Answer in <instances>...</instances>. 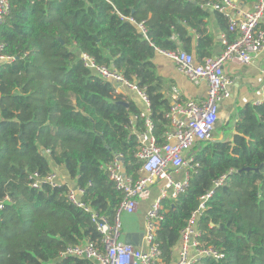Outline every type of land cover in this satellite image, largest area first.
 Returning <instances> with one entry per match:
<instances>
[{
  "label": "trees",
  "instance_id": "1",
  "mask_svg": "<svg viewBox=\"0 0 264 264\" xmlns=\"http://www.w3.org/2000/svg\"><path fill=\"white\" fill-rule=\"evenodd\" d=\"M207 1L9 0L0 25L3 53L13 58L0 64V197L6 194L11 202L0 210V264H95L61 253L69 244H100L91 213L114 223L123 194L106 166L120 154L127 175L138 176L136 135L144 119L80 54L145 91L147 116L162 144L170 100L152 58L156 51L178 48L196 63L210 57ZM216 14L231 41L226 18ZM126 16L142 23L145 35ZM234 131L231 140L197 145L198 165L187 188L162 199L156 234L166 263L201 197L212 190L197 219L198 241L223 257L199 264H264V102L238 108ZM52 164L64 167L84 190L79 198L89 211L68 200L67 183L29 185L31 173L44 177Z\"/></svg>",
  "mask_w": 264,
  "mask_h": 264
},
{
  "label": "built area",
  "instance_id": "2",
  "mask_svg": "<svg viewBox=\"0 0 264 264\" xmlns=\"http://www.w3.org/2000/svg\"><path fill=\"white\" fill-rule=\"evenodd\" d=\"M204 8L221 13L227 20L228 30L234 34V39L228 41L222 39V51L212 57L205 58L201 63H196L194 56L183 50L175 49L161 51L170 58L177 70L184 74L191 82L198 83L202 80L207 83V94L200 100H180V93L176 87H172L171 100L168 110L165 112L168 126L164 132V142L157 144L153 134V124L148 118L149 103L145 91L136 83L130 82L125 77L109 66L96 64L87 54L81 53L80 57L87 68L104 80L112 82L116 86L135 91L144 102L146 109L140 112L144 119V128L139 132L137 141L138 150L136 159L140 162L139 170L142 175L133 179L127 175L120 160V154H116L113 160L106 166L109 178L115 187L122 192V200L119 204L113 224H109L104 217L91 213L101 234L100 244L90 241L69 244L65 247L61 256H75L92 260L95 264H167L163 258L157 239L156 230L162 220L161 201L165 197L176 198L183 193L189 183L190 171L198 163L189 156V151L202 143L212 141V132L218 118L219 103L229 93L227 86L231 80L224 73V64L227 61L248 64L259 52L264 51V0H253L249 8L242 9L237 0H209L203 4ZM9 0H0V25L4 22L9 12ZM122 19L135 23L143 35L146 33L142 23H136L131 16ZM11 56L3 53V44L0 43V64L11 61ZM264 102V96L258 103ZM137 118L132 116L131 122ZM194 163V164H193ZM182 172L183 178L176 180L174 175ZM31 187H39L47 183L56 187L60 183L58 176L51 171L44 177L37 172L29 176ZM164 180L170 187V191L162 190L160 195L151 203L145 216L144 239L147 249L135 247L120 240V213H132L137 208L140 196L153 184ZM222 179L214 183L215 187L222 184ZM84 190L78 186L68 188L66 196L74 205L83 207L86 211L90 208L80 200ZM212 190L201 197L197 209L192 212L186 225L180 232V251L174 264H199L202 258L210 257L220 259L223 252L213 246L202 247L199 244V231L197 219L204 210V202L211 196ZM8 195L0 197V210L10 203ZM101 222V223H100ZM190 250L193 254H190Z\"/></svg>",
  "mask_w": 264,
  "mask_h": 264
},
{
  "label": "crops",
  "instance_id": "3",
  "mask_svg": "<svg viewBox=\"0 0 264 264\" xmlns=\"http://www.w3.org/2000/svg\"><path fill=\"white\" fill-rule=\"evenodd\" d=\"M242 9L249 8L253 4V0H237ZM208 10L206 19V27L213 37L211 55H218L223 49L222 39L226 38L222 29L218 15L211 9ZM194 44H197V35L194 36ZM152 61L155 71L162 79V87L166 92V96L171 100L172 87H176L180 93V100H200L205 98L207 94V83L202 80L198 83L191 82L184 74L179 72L174 62L166 57L161 51H156ZM224 73L231 80L227 86L228 97L219 103L218 118L214 126V133L218 134L215 141L231 140L234 135V124L237 117L238 108L246 104H256L261 101L264 96V51L256 54L248 64L227 61L224 66ZM117 92L124 94L128 100L132 101L141 111L146 109L141 97L133 90L118 86ZM214 141V140H212ZM193 147L188 155L194 158L195 149ZM52 170L58 176L59 183H67L70 188H75V181L72 180L64 167L51 165ZM139 170L137 177L141 176ZM136 177V178H137ZM176 180L183 178V173L179 172L174 175ZM162 190L170 191L169 185L164 180H159L148 188L139 198L137 208L132 213H120V240L125 243L132 244L135 247L147 249L144 239L145 216L151 203L160 195ZM180 251V241L173 247L171 260L167 264H174ZM193 251L190 250V254Z\"/></svg>",
  "mask_w": 264,
  "mask_h": 264
},
{
  "label": "water",
  "instance_id": "4",
  "mask_svg": "<svg viewBox=\"0 0 264 264\" xmlns=\"http://www.w3.org/2000/svg\"><path fill=\"white\" fill-rule=\"evenodd\" d=\"M119 103L122 104V105H124V106H128V102H126V101H120ZM120 160L123 161V158L120 157ZM243 169H245V170H249L250 168H243ZM255 170H256V169H255ZM100 223H101V222H100Z\"/></svg>",
  "mask_w": 264,
  "mask_h": 264
},
{
  "label": "rangeland",
  "instance_id": "5",
  "mask_svg": "<svg viewBox=\"0 0 264 264\" xmlns=\"http://www.w3.org/2000/svg\"><path fill=\"white\" fill-rule=\"evenodd\" d=\"M214 133V130H213V132H212V140H216V138L218 137V134H213Z\"/></svg>",
  "mask_w": 264,
  "mask_h": 264
}]
</instances>
